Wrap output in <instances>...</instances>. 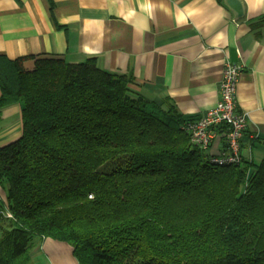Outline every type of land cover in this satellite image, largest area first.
Masks as SVG:
<instances>
[{"label": "trees", "instance_id": "obj_1", "mask_svg": "<svg viewBox=\"0 0 264 264\" xmlns=\"http://www.w3.org/2000/svg\"><path fill=\"white\" fill-rule=\"evenodd\" d=\"M134 84L95 58L0 55V130L14 104L23 126L0 148V264L48 237L79 264H264V158L212 164L192 118Z\"/></svg>", "mask_w": 264, "mask_h": 264}, {"label": "crops", "instance_id": "obj_2", "mask_svg": "<svg viewBox=\"0 0 264 264\" xmlns=\"http://www.w3.org/2000/svg\"><path fill=\"white\" fill-rule=\"evenodd\" d=\"M241 1L242 17L225 0H0V55L95 58L101 69L134 76V88L170 98L192 119L217 105L226 61L242 65V155L254 169L264 158V0ZM24 65L34 69L35 59ZM21 112L20 104L3 109L0 148L22 135ZM222 131L208 155L226 147ZM32 254L34 264H79L70 244L50 237L36 240Z\"/></svg>", "mask_w": 264, "mask_h": 264}, {"label": "built area", "instance_id": "obj_3", "mask_svg": "<svg viewBox=\"0 0 264 264\" xmlns=\"http://www.w3.org/2000/svg\"><path fill=\"white\" fill-rule=\"evenodd\" d=\"M243 66L226 61L220 83V99L217 105L198 118L187 121L183 128L190 135L191 142L207 152L219 130L226 138V147L218 154L209 155L215 165L240 163L242 138L248 124V116L237 107V91Z\"/></svg>", "mask_w": 264, "mask_h": 264}, {"label": "water", "instance_id": "obj_4", "mask_svg": "<svg viewBox=\"0 0 264 264\" xmlns=\"http://www.w3.org/2000/svg\"><path fill=\"white\" fill-rule=\"evenodd\" d=\"M225 3L238 17H242L244 15V6L241 0H225Z\"/></svg>", "mask_w": 264, "mask_h": 264}, {"label": "rangeland", "instance_id": "obj_5", "mask_svg": "<svg viewBox=\"0 0 264 264\" xmlns=\"http://www.w3.org/2000/svg\"><path fill=\"white\" fill-rule=\"evenodd\" d=\"M0 196L2 197L3 200L6 201V193L1 187H0Z\"/></svg>", "mask_w": 264, "mask_h": 264}]
</instances>
